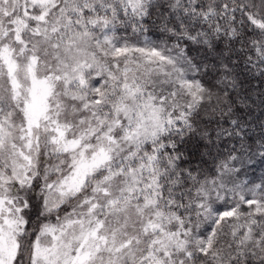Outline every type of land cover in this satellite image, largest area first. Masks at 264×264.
Returning a JSON list of instances; mask_svg holds the SVG:
<instances>
[{
	"label": "snow or ice",
	"instance_id": "6c2138e0",
	"mask_svg": "<svg viewBox=\"0 0 264 264\" xmlns=\"http://www.w3.org/2000/svg\"><path fill=\"white\" fill-rule=\"evenodd\" d=\"M0 264H264V0H0Z\"/></svg>",
	"mask_w": 264,
	"mask_h": 264
}]
</instances>
